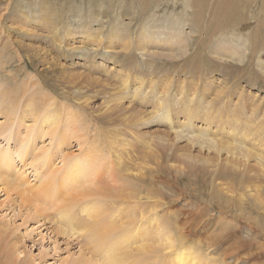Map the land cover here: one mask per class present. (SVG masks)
<instances>
[{
  "label": "rangeland",
  "instance_id": "rangeland-1",
  "mask_svg": "<svg viewBox=\"0 0 264 264\" xmlns=\"http://www.w3.org/2000/svg\"><path fill=\"white\" fill-rule=\"evenodd\" d=\"M254 1L237 29L207 30L196 26L212 24L208 13L200 21L191 16L190 8L185 10L190 0H147L148 5L143 0H0V125H4L0 128V151L10 152L13 158L8 167L0 164V264H84L89 258L97 264H109L94 247L96 235L88 238L69 228L74 225L89 229L98 220L80 213V208L91 202H98L108 212V217L104 210L99 214L107 220L106 227L109 219L115 221L114 226L130 222L132 243L123 249L128 252L127 262L138 259L143 246L153 250L144 259L170 264V254L158 244L159 237L154 231H146L151 229L148 220L154 215L162 223L169 222L171 235L189 248L186 252L196 256V264H264V248L257 245L262 238L245 221H236L247 215L245 220L257 226L259 220L264 223V192L258 196L252 184L233 188L211 180L210 173L220 166L213 165L222 166L232 160L230 155L222 152L216 156L185 138L178 140L167 124H149L152 118L148 111L153 108L142 98L154 94L170 97L180 87L197 97L207 83L204 100L213 105L229 98L231 107L244 104L242 116L256 110L258 120L264 119V48L259 49L264 34L255 35L257 19L261 18L256 6L261 1ZM263 23L258 21L259 29L264 30ZM147 24L171 29L176 38L183 39L185 53L180 55L177 44L163 43L161 47L158 41L138 43L142 29L153 28ZM114 30L121 34L108 40ZM216 46L223 49L214 50ZM237 51L244 56L242 62L233 59ZM187 59L190 62L184 65ZM137 78H142V83ZM127 92L141 93L142 103L137 99L130 102ZM46 111L62 118L57 132L49 133L48 122L41 124ZM199 118L189 122L204 127L206 121ZM215 124L212 130L218 128ZM59 131L66 134L64 140L58 138ZM29 134L28 150L20 160L16 151ZM47 148L50 169L53 164L63 166L56 181L63 178L70 160L88 149L97 153L100 170L105 169L94 183L66 192L67 201L72 203V221L62 222L57 213V207L67 202L65 197L56 194L48 200L42 198L43 194L36 196L39 185L46 180L35 174L33 161ZM181 151L198 159L191 161L192 170L187 164V174L168 171L166 165L179 167ZM204 159L209 163L204 165ZM45 166L38 167L39 174L44 173ZM247 170L252 175L260 167L251 160ZM151 179L157 181L149 185ZM60 189L57 187V191ZM24 191L31 195L32 203L23 198ZM239 196L244 200L243 207ZM205 201L204 217L189 220L196 224L197 228L189 227L192 231L195 227L196 234H187V212ZM35 206L45 209L44 216L36 214ZM117 209L118 221L113 215ZM177 216L181 221H176ZM94 225L97 228L98 223ZM58 227L70 235L62 234ZM8 246L12 250L15 247V251L9 253Z\"/></svg>",
  "mask_w": 264,
  "mask_h": 264
},
{
  "label": "bare ground",
  "instance_id": "bare-ground-1",
  "mask_svg": "<svg viewBox=\"0 0 264 264\" xmlns=\"http://www.w3.org/2000/svg\"><path fill=\"white\" fill-rule=\"evenodd\" d=\"M253 1L254 0H190L189 3H186L187 6H186L185 10L188 11V9L190 8L192 10V12L190 10L191 16L193 15L197 18H200V21L203 20L205 18L206 14L208 13L207 14V16H209L208 19H210L209 21H212V24H210V23L207 25L205 24L206 27H204V28H202L200 25L196 24L197 25L196 28H198V29H207V30L208 29H213V30L214 29H217V30L218 29L219 30L237 29V27L242 24L241 22L244 19L243 17H245L248 14V12L250 11L251 3ZM259 1H261V2H259L257 4L258 6H256V11L258 13L259 12L261 13V18L259 20L257 19L256 29H258V32L255 33L256 36H257V34L259 36V33L264 34V30L259 29L260 26L258 28V21L264 20V15H263L264 14V0H259ZM143 2L145 3V2H147V0H143ZM254 2H256V1H254ZM148 4L149 3L147 2V5ZM253 7H254V5H253ZM206 22H207V20H206ZM146 26L153 27V28L147 29V30L142 29V33H140V35H139L140 41L138 43L146 44L148 42L154 43L155 41H158V42H160L159 46H161V47H163V45H161L163 43H167L168 46H172L174 44H177L176 46L181 47L178 49V51H180V55H182V53H185L186 49L181 46L183 39L181 40V39L176 38L171 29H168L166 26L164 28H159V26L151 25V24H147ZM176 27L178 29H181V27H178V26H176ZM196 28H193V29H196ZM119 32L120 31H115V30L112 31L111 35L108 36V40H110V39L112 40L114 37L119 36L121 34ZM250 32H256V30H252ZM254 36H253V38H254ZM86 37L88 38V35H86ZM249 37L251 38V35H249ZM263 39H264V37H263ZM113 40H115V39H113ZM121 40H124V39H121ZM129 42L131 43V41H129ZM234 42L236 43L237 41H234ZM127 44H129V43L127 42ZM259 45H261V47H259V49L264 48V44L259 43ZM172 49H174V48H172ZM222 49H223L222 46L214 47V50H222ZM236 53L238 55L233 57V59L242 62V57H244V56L242 55V53H238V51ZM168 55H171V54H167V56ZM178 56H176L175 58H177ZM191 58L192 57H190V59ZM198 59H199V57H197L196 60L198 61ZM181 60H182V57H181ZM187 61L190 62V60L187 59L185 61L184 65L186 64ZM210 61H212V60H210ZM196 63H195V65H196ZM192 66H194V64ZM197 67L195 66V71H196V69H198ZM197 71L200 72V70H197ZM120 72L122 73V70H120ZM120 72H118V73H120ZM194 73L195 72H193V74ZM237 79H238V77H237ZM137 80H138V83H142V78L141 79L137 78ZM245 81H247V80H245ZM196 84H197V82H196ZM262 85H264V84H262ZM206 86H207V83L205 86L203 85L201 87L200 93H199L200 96L198 95L200 97L199 99H197L198 96L196 97V95H194L193 93H190L189 89H187V88L184 89L183 87H180V86H179L180 88H176V90H174L173 92L170 93V97H168V96L163 97L162 95L156 96V94L150 95L148 97H142L143 99H145L149 103H151L152 108H153V110L148 111V116L150 118H152L150 120L149 124L155 123V122L159 123V124L160 123L167 124L174 131L176 139L182 140L185 138L193 144H198L200 146V148H204L208 151L215 152L216 156H219L220 153H222V152H226L228 155H230L232 160L225 161L222 166H221V164L213 165V166H216V165H220V166L218 169H215L210 173V175L212 176L211 180L217 179V180L221 181L223 184H228L227 186H231L233 188L237 185H239L240 187H242V186L247 187L248 185L252 184L255 187L254 191L259 193L258 194V196H259L261 193L264 192V119L258 120V115H256V113H255L256 110L254 113L251 112V114H248V112H244L243 113L244 116H242V113H240V111L244 110L246 108L244 106V104L240 103L239 105L236 104L235 106L233 104L234 107H231V105H232L231 103H233V102H230V100H228L229 98L227 100H224L223 98H221L220 101H217L216 104L212 105L211 104L212 102H209L210 100L207 101V100L203 99L202 93H203V89H205ZM196 87H197V85H196ZM136 88L137 87H135V89ZM139 91H140V88H139ZM125 94L128 95L127 98L130 99V102H136L135 100L137 99V102L139 101L142 103V100L141 99L139 100V97L142 96L141 93H135L134 94L135 96L133 94H130L129 92H127ZM122 96H123V98L126 97L125 95H122ZM122 96H121V98H122ZM228 96H229V93H228ZM167 97H168V100H166ZM215 105H218V107H215ZM180 117H183L185 119V121L183 122L182 119L180 120ZM193 117H200L199 120L206 121L205 126L199 127V126L194 125L193 122H189L193 119ZM154 119H157V120H154ZM60 120H62V118H60L58 115H56V113L51 114L48 111H46L42 116L41 124H45L46 122H48L49 126H51V132H49V133H52L55 131L57 132V130H58L57 124H58V121H60ZM212 124H215V126L216 127L218 126V128L215 130L214 129L212 130L210 128ZM219 126L222 128L221 131L218 130ZM1 127H2V125H0V128ZM2 128H4V125ZM65 137H66V134L62 131H59V137L58 138H61L62 140H64ZM161 139H163V138H161ZM25 141H26V143H23L21 145L22 148H20L16 151V154H17L16 156L20 160H22L25 157L26 151L28 150L27 148L30 144L29 143L30 134L26 137ZM48 151H49L48 148L46 150L42 149L40 154L39 153L36 154V160L33 161V168L35 169V174L40 175L42 181L46 180V181H44V183L39 185V187H38L39 189L36 191V196L43 194L42 198H45V199L48 198V200H51L52 198H54L56 196V194H58V195L60 194V196L65 197L64 201H67L66 192L69 189H75L78 186L84 187L85 184L90 185V184L94 183L97 174L102 175L104 173L105 169L101 168V170H100V163L98 162V160L96 158L97 153L94 152L93 150H91L89 152V149H88V151L86 153H83L82 155H79V156L78 155L74 156L70 160L68 165L65 166V168L63 170L64 171L63 178L56 181V174H57V172L61 171V168L63 166L61 165V167H59L57 164H53L54 167L52 169H50V166H49L50 155H49ZM178 155H179V157L181 156V160H178V162L180 163L178 165L179 167H172L173 165H166V167L168 166L167 170L171 171L172 169H175L174 172H176V173L187 174L186 165L187 164L191 165V166L187 165V168H188V170L190 168H191L190 170H192L193 166H192L191 161H196L198 159H196L194 156L188 154L185 151H183V152L181 151V153H178ZM172 156H174L173 158L175 160L177 159L175 154H173ZM34 159H35V157H34ZM251 160H254L257 163V165L260 167V170L257 172H253L254 174H252V175H250L248 173L251 170H247V166L249 167V161H251ZM59 161H61V160H59ZM209 161L210 160H208V159H204L203 164L205 165V163L206 162L209 163ZM12 163H13L12 154L8 151H7V154L3 151H0V164L4 167H8ZM57 163H60V162H57ZM196 164H197V162H196ZM40 165H42V166L47 165L44 168H42V169H44L43 174L38 173L40 170V169H38V167ZM45 169H47L48 172H46ZM194 169H196V168H194ZM197 171H199V170H197ZM202 173H203V171H202ZM206 173H208V172H206ZM190 174H192V173H190ZM176 176L174 175V177H176ZM195 176H198V175H195ZM160 177H162V176H160ZM63 179L66 182H62ZM140 179H142V178H140ZM155 180L151 179L148 182V184L152 185V182L155 183L157 181V180L156 181ZM143 181H146V180H143ZM6 182L10 186H13L14 189L16 188V186L13 182H11L9 180H6ZM60 186H61V189L57 191V187H60ZM152 190L153 189H151L150 192ZM31 192H33V190H31ZM22 193L25 194V196H23V198L25 200H28L30 203L33 202L31 195H29L26 191H24ZM224 193H227L226 189H225ZM36 196H34V197H36ZM242 200H243L242 197L239 196L238 201L240 202L241 205L244 202V200L243 201ZM43 201H46V200H43ZM198 205H199V208L195 209V205H193L194 207L192 206L193 207L192 210H189L187 212L188 217H190V218H188V221H186L187 227H185V228H186L187 234H189L192 231L190 229L191 228L190 226L196 225V224H194V225L192 224L193 220L192 221H189V220L194 219L196 216L199 219H202L204 217V213H205V210L207 208L206 201L203 202V204L199 203ZM218 205H219V203H218ZM236 205H238V203ZM236 205H235V207H236ZM238 207H239V205H238ZM242 207H243V205H242ZM34 208L37 212V213L36 212L35 213L38 214V216L39 215L44 216V210L45 209L38 208V206H35ZM57 208H58L57 213H58L59 217H61L62 222H66L68 219L70 221H72L73 218L70 214L71 210H72L71 201H67V202L61 204V206H59ZM223 209H224V207H223ZM231 209H232V207H231ZM103 210H104L105 216L108 217L109 214L106 211V209H103ZM103 210L101 209V205L98 202H91V203L83 205L80 208L81 215H87V219H95V220L98 219V220L93 222L89 229H87V228H80L79 229L73 225V226L69 227L71 232L72 233H81V234L87 236L88 238H91V237L96 235L94 247L97 248L96 251H100L104 254L103 260H105L109 264H159L156 259H150V258L144 259L143 258L146 253L153 251L152 247L145 248L143 246H141V248L139 250L140 251L139 258L136 259L135 261H128L127 262L128 252L124 251L123 249H124V246L126 244L132 243V235H129V233H128L129 231H131V228L129 227L130 222L129 221L121 222L119 224V226H114L115 221H112V219H109L108 220L109 225L106 227L107 220L101 219V217H99V214ZM241 211H242V209H241ZM249 211H250V209H249ZM45 215H46V213H45ZM113 215L116 216V220L118 221L120 218V216L118 215V209L116 210V213ZM113 215H111L110 218ZM246 216L244 215V216H242V218L246 219ZM259 216H260V213H259ZM230 217H231V215H230ZM236 217H237V215H236ZM38 219H39V217H38ZM40 219H41V217H40ZM42 219H43V217H42ZM175 219L178 222L181 221L180 217H178V216ZM245 219L241 220L240 218H237L236 221L237 222L245 221L251 230H254L256 233H258V238H262L263 242L258 241L257 245L260 249L261 248L263 249L264 248V223L259 220L258 226H257L256 224H253V222L251 223L249 220H245ZM100 220H101V222H100ZM95 223H98L97 228H96V225H94ZM201 223H203V222H201ZM236 224H238V223H236ZM148 226L151 229L147 230L146 229L147 226H146L145 227L146 231L147 232L154 231L155 235H157L159 237V243L158 244H160L162 250H164L166 253L170 254V256H169V258L171 259L170 264H196L194 262L196 256L195 255L192 256V253L186 252V250H188L189 248L184 246L183 242L178 241V238L171 235L172 228H171V225L169 224L168 221L166 222V220H165L164 223H162L159 218L157 219L156 217H154V215H152L148 220ZM195 227H194V231H192L193 234L195 233ZM99 228H102V229L97 231V233H96L95 232L96 229H99ZM58 229L62 234L67 235V236L70 235L64 228L62 229V228L58 227ZM238 229H239V227H238ZM56 230H57V228H56ZM115 230H118L119 232L117 233V232H115ZM235 231H236V229H235ZM166 232H169V234H167ZM7 245L5 244L4 246H7ZM258 247L257 248L255 247V248L258 249ZM11 248H12L11 246L7 247L9 253H11V252L13 253L16 249L15 247L13 250ZM258 251H260V250H258ZM166 253H165V255H167ZM17 254L18 253H16L15 258H17ZM96 262L97 261H93V258H89L88 261L84 262V264H97ZM76 264H80V263L77 262ZM205 264H215V263L212 262V263H205Z\"/></svg>",
  "mask_w": 264,
  "mask_h": 264
}]
</instances>
